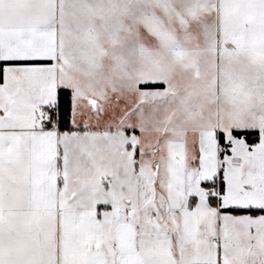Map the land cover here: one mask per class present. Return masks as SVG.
<instances>
[{
	"label": "snow or ice",
	"instance_id": "obj_1",
	"mask_svg": "<svg viewBox=\"0 0 264 264\" xmlns=\"http://www.w3.org/2000/svg\"><path fill=\"white\" fill-rule=\"evenodd\" d=\"M0 264H264V0H0Z\"/></svg>",
	"mask_w": 264,
	"mask_h": 264
}]
</instances>
